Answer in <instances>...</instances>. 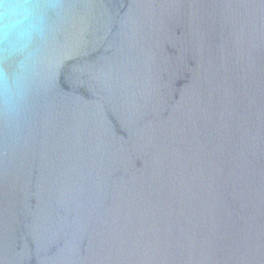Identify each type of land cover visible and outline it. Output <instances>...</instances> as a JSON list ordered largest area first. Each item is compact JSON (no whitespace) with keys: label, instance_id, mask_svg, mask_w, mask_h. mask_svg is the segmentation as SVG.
Returning a JSON list of instances; mask_svg holds the SVG:
<instances>
[{"label":"water","instance_id":"95a60500","mask_svg":"<svg viewBox=\"0 0 264 264\" xmlns=\"http://www.w3.org/2000/svg\"><path fill=\"white\" fill-rule=\"evenodd\" d=\"M0 264H264V0H0Z\"/></svg>","mask_w":264,"mask_h":264}]
</instances>
